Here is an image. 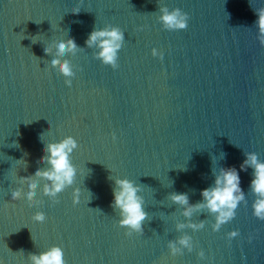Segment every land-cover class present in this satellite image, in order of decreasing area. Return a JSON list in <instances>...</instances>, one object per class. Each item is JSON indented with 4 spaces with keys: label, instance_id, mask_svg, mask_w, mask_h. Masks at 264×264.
Returning <instances> with one entry per match:
<instances>
[{
    "label": "water",
    "instance_id": "95a60500",
    "mask_svg": "<svg viewBox=\"0 0 264 264\" xmlns=\"http://www.w3.org/2000/svg\"><path fill=\"white\" fill-rule=\"evenodd\" d=\"M161 7L187 13V28L164 29ZM262 7L264 0H0V264H31L29 254L51 246L63 250L65 264H264L252 169L239 168L249 152L264 162V47L255 26ZM109 25L124 35L116 69L85 45L94 27ZM69 38L78 47L61 58L73 66L70 87L51 67L54 45ZM66 136L78 144L77 174L53 203L34 173L46 167L38 162L45 145ZM228 167L244 200L218 231L214 214L185 217L187 206L169 199L201 202V190ZM26 176L38 183L31 207L11 200L16 188L27 192ZM116 179L140 189L139 234L126 236L118 224ZM73 189L80 190L75 206ZM37 211L44 222L32 219ZM230 231L239 234L228 240ZM183 235L191 251L171 256L168 242Z\"/></svg>",
    "mask_w": 264,
    "mask_h": 264
},
{
    "label": "clouds",
    "instance_id": "9594fccd",
    "mask_svg": "<svg viewBox=\"0 0 264 264\" xmlns=\"http://www.w3.org/2000/svg\"><path fill=\"white\" fill-rule=\"evenodd\" d=\"M79 11L78 8L72 9L73 14H77ZM160 13L159 22L164 29L174 31L187 28L189 17L187 13L182 12L179 8H173L170 11L167 7H161ZM255 14L257 15L255 26L258 30V40L260 45L264 47V7L256 9ZM123 39L124 35L119 27L110 25L101 29L94 27L85 40V45L89 48L95 46L98 49L95 58L102 64L116 69L118 67L117 53L121 49ZM54 46L56 51L54 58L51 60V67L65 77L64 84L70 87L74 77L73 66L68 59L61 58L69 54H75L78 47L71 38L61 40ZM44 53L45 55H52V47H45ZM151 54L154 57L163 59V53H158L155 48L151 50ZM112 139L115 140L116 137L113 136ZM77 148L76 140L71 136H66L58 142L48 143L43 149L46 154L42 155L38 162L46 165V167L37 168L34 176L44 181L41 187L42 192L53 203H58L57 195L74 183L77 170L71 162V154ZM239 168L241 171L248 168L252 169V178L249 185L255 197L251 205L252 215L264 221V162L259 161L255 153L249 152ZM20 183L27 184V192L23 188H16L11 191V200L18 201L24 198L31 207L34 204L38 183L30 176L21 177ZM114 184L116 187L112 190L113 200L111 206L118 210L119 226L127 229L126 236L141 233L142 224L146 219V212L143 209V199L138 195L139 187L128 179H116ZM200 195L202 201L195 205H188V197L185 194L173 193L169 196V199L175 204L187 206L182 213L185 217H190L193 211L200 209H206L209 214H214L212 230L216 232L223 224L235 217L238 204L244 200V194L240 189V177L236 168H221L219 174L215 175L212 186L202 189ZM79 197L80 190L73 189V206L80 202ZM32 219L42 223L45 221V215L37 211ZM184 227V224L177 225L178 230ZM188 227L198 230L203 227V222L189 224ZM238 234V231H230L226 234V237L231 240ZM177 245L180 247H177ZM167 248L171 256L181 253L182 248L191 251V238L188 235H183L175 241H169ZM198 255L204 258L203 251L199 252ZM28 259L31 264H65L64 252L59 246H51L39 254H29Z\"/></svg>",
    "mask_w": 264,
    "mask_h": 264
}]
</instances>
